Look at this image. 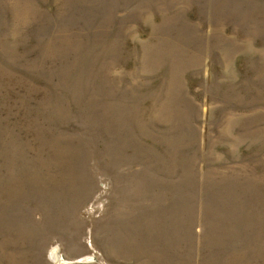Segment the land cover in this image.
Here are the masks:
<instances>
[{"label":"rangeland","instance_id":"obj_1","mask_svg":"<svg viewBox=\"0 0 264 264\" xmlns=\"http://www.w3.org/2000/svg\"><path fill=\"white\" fill-rule=\"evenodd\" d=\"M0 264H264V0H0Z\"/></svg>","mask_w":264,"mask_h":264},{"label":"bare ground","instance_id":"obj_2","mask_svg":"<svg viewBox=\"0 0 264 264\" xmlns=\"http://www.w3.org/2000/svg\"><path fill=\"white\" fill-rule=\"evenodd\" d=\"M56 249H53L50 253V257L52 259H54L55 262H59V261H62L63 262V259L56 253L55 251Z\"/></svg>","mask_w":264,"mask_h":264}]
</instances>
